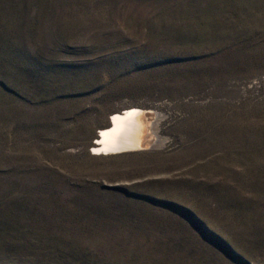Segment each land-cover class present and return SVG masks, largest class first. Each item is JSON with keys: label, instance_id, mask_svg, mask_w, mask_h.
<instances>
[{"label": "rangeland", "instance_id": "rangeland-1", "mask_svg": "<svg viewBox=\"0 0 264 264\" xmlns=\"http://www.w3.org/2000/svg\"><path fill=\"white\" fill-rule=\"evenodd\" d=\"M0 264H264V0H0Z\"/></svg>", "mask_w": 264, "mask_h": 264}, {"label": "bare ground", "instance_id": "bare-ground-1", "mask_svg": "<svg viewBox=\"0 0 264 264\" xmlns=\"http://www.w3.org/2000/svg\"><path fill=\"white\" fill-rule=\"evenodd\" d=\"M109 117L93 142V154H120L163 143L159 135L163 117L157 112L130 107Z\"/></svg>", "mask_w": 264, "mask_h": 264}]
</instances>
